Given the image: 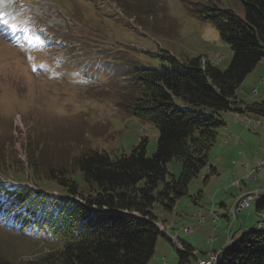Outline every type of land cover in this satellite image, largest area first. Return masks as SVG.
Wrapping results in <instances>:
<instances>
[{
	"label": "rangeland",
	"instance_id": "rangeland-1",
	"mask_svg": "<svg viewBox=\"0 0 264 264\" xmlns=\"http://www.w3.org/2000/svg\"><path fill=\"white\" fill-rule=\"evenodd\" d=\"M207 2L243 18L242 0H0V189L16 191L25 186L30 191L61 195L65 190L46 178L64 169L66 178L75 176L85 191L88 186L76 166L85 152L128 154L144 142L145 155L151 156L157 128L135 118L127 108L141 91L133 70L156 67L166 55L180 60L201 57L203 61L220 56L215 66L226 70L232 56L229 46L213 25L194 12ZM261 78L264 58L236 92L246 104L264 102ZM247 128L236 135L237 143L245 153L259 152L264 148V135L256 143L249 133L263 128ZM220 135L218 130L208 160L222 174L221 168L236 169L242 163L238 154L223 149ZM221 153H225L223 163H215ZM28 160L36 163V175ZM166 169L167 180L178 177L180 162L172 159ZM210 171L207 167L191 180L187 195L176 201L174 211L165 212L159 204L152 208L158 219L172 224L171 236L196 251L185 264H196L197 258H204L202 253H218L225 247L234 230L228 232L224 244L219 245L216 236L226 237L225 216L233 223L226 208L264 185V179L254 182L247 175L228 185L217 183ZM206 174L209 179L205 181ZM238 181L239 189L233 186ZM5 200L13 199L0 195V203ZM198 201L200 214L206 218L202 224L193 218ZM20 203L10 204L11 214L0 206V256L12 261L38 258L53 249L33 237L36 231L21 236V222L14 219ZM239 222L248 227L247 232L264 233V207L257 210L252 204L239 213L237 227ZM177 248L160 236L148 264H179Z\"/></svg>",
	"mask_w": 264,
	"mask_h": 264
},
{
	"label": "trees",
	"instance_id": "trees-1",
	"mask_svg": "<svg viewBox=\"0 0 264 264\" xmlns=\"http://www.w3.org/2000/svg\"><path fill=\"white\" fill-rule=\"evenodd\" d=\"M242 3L243 18L210 2L194 10L229 46L232 56L226 70L201 57L180 60L168 55L156 67L133 70L141 91L127 108L157 128L151 156L145 155L144 142L128 154L85 152L76 160L78 175L88 186L85 191L75 176L66 178L64 169L46 178L65 190L61 195L25 186L12 192L0 189V195L13 199L0 203L5 214H11L10 204L21 202L14 218L21 222V236L36 231L37 241L43 239L53 247L46 255L25 261L0 256V264L149 263L158 238L164 237L156 226L153 205L172 212L176 201L187 195L191 180L211 169L208 153L224 125L221 113L235 111L238 87L264 58V0ZM246 110L263 115L264 103H252ZM172 159L180 162L181 172L167 180L166 164ZM27 163L36 167L35 162ZM263 207L264 199L256 204L257 210ZM246 232L234 238L233 247L222 249L216 264H264V233ZM177 252L179 264L188 262L193 253L187 245Z\"/></svg>",
	"mask_w": 264,
	"mask_h": 264
},
{
	"label": "crops",
	"instance_id": "crops-1",
	"mask_svg": "<svg viewBox=\"0 0 264 264\" xmlns=\"http://www.w3.org/2000/svg\"><path fill=\"white\" fill-rule=\"evenodd\" d=\"M237 99L243 101L238 95H237ZM244 104L246 105L245 102H244ZM241 105L243 106V104H241ZM243 113L244 112L240 111V114H243ZM249 113L250 112H247L248 115H250ZM223 114L224 115H223L222 119L224 121V125L219 129V131L221 132V135H220L221 141H220V143H221V145L224 146L223 149L225 151H227L228 154H238L240 159H241L240 163H242V164H240L239 167L236 168V169L230 168L229 170H227V169L221 168L222 174H219V172H217L218 170L216 169V167H213L212 165H210V167H211V171L210 172H213L212 175H214V177L216 178L217 183H221V184L227 183V185H228L231 180H234V179H237V178H241L243 176L245 177V175H247V173L256 165V162L258 161V159L264 157V148L259 149L260 150L259 152L255 151L253 153H245L243 151V149L240 148L239 144L237 143L238 136H236V135L241 133L242 130L247 131L249 128L245 127L242 123L237 121L238 119L235 116V112L234 111H227V112H225ZM252 114H254L255 116L257 115L255 113H252ZM255 116H252V117H255ZM249 134H250V136L255 138L256 143H259L260 140L263 138L264 128L256 130V132L254 134L253 133H249ZM228 137H230V138H228ZM224 154L225 153H221L220 154L221 156L216 157L215 158V163L222 164L223 163V158L222 157L224 156ZM232 164H234V161H233ZM215 166H216V164H215ZM206 176H207V174H206ZM262 179H264V170L255 172L254 179H252V180L254 182H257V181H261L262 182ZM227 185H225V186H227ZM238 187H236V188H238ZM259 187H261V188H259ZM230 188H232V187L230 186ZM257 188H259V190H256L255 192H260L261 195H264V185H263V187L262 186H258ZM225 194H227V193H225ZM196 204H197V212L196 213L193 212L194 215H196V216H193V218H195V219L199 218L200 215H201L200 214L201 206L199 204V201L196 202ZM211 207H212V204H211ZM221 207L226 208V206L224 205V202H222ZM174 210H175V208H174ZM198 212H199V215H198ZM201 216H203V215H201ZM225 219H226V221L228 223L226 237L223 234H219V236H216V241L218 242L219 245L225 243V239L227 238L228 232L230 233L232 230H234V232L237 231L235 236H234L235 238H238L239 236H241V234H243L244 232L248 231V227L244 226L242 224V222H239V225L237 227V221H239V215H238V219L236 220V222H233L232 224H229L230 219L228 217L225 216ZM158 221L166 222L167 220L161 221L160 219H158ZM205 221H206V218H205ZM184 229L185 228H182V229L179 228L178 230H184ZM172 230H174V229H172ZM182 245L183 246L184 245L190 246L189 244H186V243H182ZM192 251H193V253L196 252L194 250V248L192 249ZM202 254L204 255V258H200V257L197 258L196 259L197 260L196 264H200V262L203 261L206 258L207 254H208V251L205 252V253H202Z\"/></svg>",
	"mask_w": 264,
	"mask_h": 264
},
{
	"label": "built area",
	"instance_id": "built-area-1",
	"mask_svg": "<svg viewBox=\"0 0 264 264\" xmlns=\"http://www.w3.org/2000/svg\"><path fill=\"white\" fill-rule=\"evenodd\" d=\"M248 118L249 117H244L243 121L248 125ZM256 125H261L264 126V119L260 118V121H256ZM264 165V159L258 161L257 167L255 168L256 170H260ZM249 177L252 176L251 173H249L248 175ZM235 186H239L238 182H235L234 184ZM255 197H259V195L257 193L254 194V196L250 199H248L247 201H242V202H235L234 205H232V213L234 214V218L236 217L237 213L240 212L242 209L249 207L251 201L255 198ZM203 218H200L199 222H203ZM170 226V225H168ZM187 232H190V229L186 230ZM217 253L215 252H211L207 255V258L202 261L200 264H211V262L213 261V259L215 258V255ZM163 264H166L165 262Z\"/></svg>",
	"mask_w": 264,
	"mask_h": 264
},
{
	"label": "bare ground",
	"instance_id": "bare-ground-1",
	"mask_svg": "<svg viewBox=\"0 0 264 264\" xmlns=\"http://www.w3.org/2000/svg\"><path fill=\"white\" fill-rule=\"evenodd\" d=\"M250 121H253L254 124L256 125V121H260V118L259 119H250L248 118V122ZM254 196V194H248L246 195L245 197L242 198L241 202L242 201H247L248 199L252 198ZM256 198V197H255ZM232 207V206H231ZM231 207L229 208V211L231 213V215L233 216V219H234V214L232 213L231 211ZM159 229L164 232V233H167L168 232V227L167 226H162L161 224H159ZM221 251L218 252L216 255H215V258L213 259V261L211 262V264H216L217 262V259H218V256L220 255Z\"/></svg>",
	"mask_w": 264,
	"mask_h": 264
},
{
	"label": "water",
	"instance_id": "water-1",
	"mask_svg": "<svg viewBox=\"0 0 264 264\" xmlns=\"http://www.w3.org/2000/svg\"><path fill=\"white\" fill-rule=\"evenodd\" d=\"M234 235H235V233H233V234L231 235V238H233ZM235 243H236V241H232V242L230 243V245H229V248L233 247V246L235 245Z\"/></svg>",
	"mask_w": 264,
	"mask_h": 264
}]
</instances>
